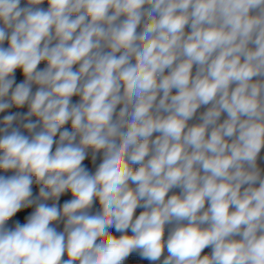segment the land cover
Instances as JSON below:
<instances>
[{
    "label": "clouds",
    "instance_id": "clouds-1",
    "mask_svg": "<svg viewBox=\"0 0 264 264\" xmlns=\"http://www.w3.org/2000/svg\"><path fill=\"white\" fill-rule=\"evenodd\" d=\"M262 153L264 0H0V264H264Z\"/></svg>",
    "mask_w": 264,
    "mask_h": 264
},
{
    "label": "trees",
    "instance_id": "trees-1",
    "mask_svg": "<svg viewBox=\"0 0 264 264\" xmlns=\"http://www.w3.org/2000/svg\"><path fill=\"white\" fill-rule=\"evenodd\" d=\"M0 174H3V173H0ZM11 173H9V175H10ZM68 198H70V197H68V196H65V197H63L62 199H68ZM27 213H22V214H18V218H20V219H22V217H23V215H26ZM61 227V229H62V225L60 226ZM134 256L138 259V261L140 262V264H141V262H142V264H149V262L148 261H146V260H142L139 256H137L136 254H134Z\"/></svg>",
    "mask_w": 264,
    "mask_h": 264
},
{
    "label": "rangeland",
    "instance_id": "rangeland-1",
    "mask_svg": "<svg viewBox=\"0 0 264 264\" xmlns=\"http://www.w3.org/2000/svg\"><path fill=\"white\" fill-rule=\"evenodd\" d=\"M262 155H264V153H262ZM125 264H140V262L138 261V259L134 256V254H132L128 260L125 262ZM142 264V262H141Z\"/></svg>",
    "mask_w": 264,
    "mask_h": 264
},
{
    "label": "built area",
    "instance_id": "built-area-1",
    "mask_svg": "<svg viewBox=\"0 0 264 264\" xmlns=\"http://www.w3.org/2000/svg\"><path fill=\"white\" fill-rule=\"evenodd\" d=\"M140 209H138L137 214L139 213Z\"/></svg>",
    "mask_w": 264,
    "mask_h": 264
},
{
    "label": "crops",
    "instance_id": "crops-1",
    "mask_svg": "<svg viewBox=\"0 0 264 264\" xmlns=\"http://www.w3.org/2000/svg\"><path fill=\"white\" fill-rule=\"evenodd\" d=\"M206 251H210V250H206Z\"/></svg>",
    "mask_w": 264,
    "mask_h": 264
}]
</instances>
